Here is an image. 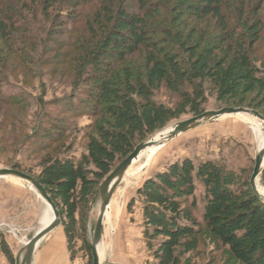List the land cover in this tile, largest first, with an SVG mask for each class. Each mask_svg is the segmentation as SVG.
Listing matches in <instances>:
<instances>
[{
	"label": "trees",
	"instance_id": "trees-1",
	"mask_svg": "<svg viewBox=\"0 0 264 264\" xmlns=\"http://www.w3.org/2000/svg\"><path fill=\"white\" fill-rule=\"evenodd\" d=\"M259 47L264 53V0H0V78L10 70L22 83L65 80L79 95L60 114L96 120L75 158L62 127L47 132L37 122L23 135L15 125L21 96L0 98V129L8 128L0 145L14 153L30 145L39 172L15 159L10 168L45 189L69 250L80 207L136 146L186 113L199 115L206 93L264 117V74L252 59ZM161 89L178 95L173 107L154 100ZM39 106L36 120L47 119ZM244 175L183 159L145 180L136 196L148 264H182L179 248L204 234L233 264H264V204ZM0 251L15 264L3 240Z\"/></svg>",
	"mask_w": 264,
	"mask_h": 264
},
{
	"label": "rangeland",
	"instance_id": "rangeland-1",
	"mask_svg": "<svg viewBox=\"0 0 264 264\" xmlns=\"http://www.w3.org/2000/svg\"><path fill=\"white\" fill-rule=\"evenodd\" d=\"M252 59L260 72L264 74V53L260 47L255 50ZM11 75L10 70H6V76L0 78V98L8 95L21 96L22 111L18 114L15 124L18 132L26 136L32 134L33 129L34 132L36 131L37 122L43 125L47 132H50L51 123H53L52 125L64 129L65 147L71 149L70 155L79 158L85 154L84 137L94 134L96 120L88 116L71 117L63 110V114L59 112L63 109L64 103L68 101L67 97L79 95V90L73 91L65 80L57 78H53L52 81L42 78L41 81L36 79L22 83L20 78L14 79ZM154 100L173 107L178 102V95L161 89ZM40 101L45 104L42 113H45L44 115L49 119L43 116L37 121L41 108ZM72 105L77 106L76 99L72 101ZM222 108L225 107L217 103L213 95L206 93L200 114ZM194 116L191 113L182 115L143 143L171 128L174 124ZM7 131L8 128L4 126L0 129V139ZM31 149L30 145L23 144L14 153L15 149L4 144L0 145V169L10 168V161L15 159L23 162L25 169L30 170L32 176H36L39 172L38 161L33 159ZM257 151V142L249 126L239 117H226L203 124L178 136L165 146L157 148L150 157H141L128 169L111 197L110 215L104 218L102 225L100 248L103 252L99 254L100 264H148L152 262L142 239L141 204L136 196V191L145 180L163 171L167 165L183 159H189L194 164L213 161L231 175H240L241 171H244L245 179L249 180ZM28 153L31 154V160L27 159ZM263 175L264 166L258 178V185L264 188ZM14 181L17 180L14 179ZM14 181L12 178H0V242L4 241L15 261L23 256L25 245L37 233L39 218L44 211V206L29 185L19 181L21 185ZM99 189L90 202L78 210L76 215L77 239L72 248L68 249L60 222V225L40 243L35 251L32 264H91V259L85 252L84 243L90 245L92 242L94 226L101 205ZM199 192L198 188L196 194L199 195ZM51 241L55 245L50 244ZM178 254L182 264H233L226 250L216 246L205 234L192 245L186 243L181 246ZM0 264H8L1 251Z\"/></svg>",
	"mask_w": 264,
	"mask_h": 264
},
{
	"label": "water",
	"instance_id": "water-1",
	"mask_svg": "<svg viewBox=\"0 0 264 264\" xmlns=\"http://www.w3.org/2000/svg\"><path fill=\"white\" fill-rule=\"evenodd\" d=\"M239 114L251 116L264 123V117L261 114H259L257 111L249 110L245 108H222L217 111L202 113L187 120L174 124L172 126L171 131L168 133V137L166 138V143L174 140L178 136L185 134L203 124L211 123L224 116L239 115ZM152 144H153V140L150 139L147 142L141 143L138 146H136L133 152L116 167V169L104 180V182L100 186L99 191H100L101 205L99 207L98 216L94 226L92 242L89 245V249L91 253V264H100L98 255L96 253V247L101 242L104 213L107 206L110 203L111 197L115 189L121 182L124 173L130 167L133 161L145 148L151 146ZM263 166H264V148L257 151L254 160V166L248 181L250 189L253 192V194L258 198L259 201H261L264 204V197L260 196L256 189L258 178L263 170ZM0 178H14L28 184L36 193V195L49 206L50 212L53 215L52 222L45 229H43V231H41L37 235H34L27 242L21 260L20 261L18 259L15 260V264H32L34 253L36 251L38 243L60 225V213L57 210L54 203L52 202V200L50 199L45 189L39 184V182L34 177L24 174L18 170L8 168V169H0ZM43 212L40 218L43 217L42 216Z\"/></svg>",
	"mask_w": 264,
	"mask_h": 264
},
{
	"label": "bare ground",
	"instance_id": "bare-ground-1",
	"mask_svg": "<svg viewBox=\"0 0 264 264\" xmlns=\"http://www.w3.org/2000/svg\"><path fill=\"white\" fill-rule=\"evenodd\" d=\"M226 117H239L241 120H243L248 126L250 131L252 132V134L255 137V140L257 142V146H258V151L264 148V123H262L261 121L248 116V115H229V116H224L222 118H226ZM220 118V119H222ZM172 127L165 130L164 132H162L161 134L157 135L156 137L152 138L153 140V144L147 148H145L139 155L138 157L133 161V163L130 165V167L136 162L138 161L141 157H150V155L159 147H163L165 146L166 143V138L168 137V133L171 131ZM129 167V168H130ZM128 168V169H129ZM128 169L126 170V172L128 171ZM126 172L124 173L122 180L126 174ZM14 179V178H12ZM17 180V179H15ZM20 181V180H17ZM23 182V181H21ZM25 183V182H23ZM26 184V183H25ZM28 185V184H27ZM30 187V186H29ZM31 188V187H30ZM32 189V188H31ZM256 189L259 193L260 196L264 197V188L258 185L257 182V186ZM33 190V189H32ZM40 199V198H39ZM40 201L42 202L43 206H44V212H43V217L39 218V222H38V231L35 235H37L38 233H40L41 231H43V229H45L53 220V215L50 212V208L49 206L40 199ZM110 205V203H109ZM107 206L105 213H104V218H108L110 215V206ZM104 221V220H103ZM43 240V239H42ZM42 240L38 243L37 248L39 247L40 243L42 242ZM101 243L96 247V253L98 255V259L100 262V257L99 254L101 255L103 252V249L100 248ZM36 248V249H37ZM35 254V253H34ZM22 258V257H21ZM20 257H18L17 259L20 261L21 260Z\"/></svg>",
	"mask_w": 264,
	"mask_h": 264
},
{
	"label": "crops",
	"instance_id": "crops-1",
	"mask_svg": "<svg viewBox=\"0 0 264 264\" xmlns=\"http://www.w3.org/2000/svg\"><path fill=\"white\" fill-rule=\"evenodd\" d=\"M11 179V178H10ZM13 181H14V179H12ZM15 183H18L19 181H14ZM18 184H21V183H18ZM22 185V184H21ZM24 186H26V185H24ZM27 187V186H26ZM29 190H30V188L29 187H27ZM31 191V190H30ZM43 241V240H42ZM50 244H52V245H55V243L54 242H50Z\"/></svg>",
	"mask_w": 264,
	"mask_h": 264
}]
</instances>
